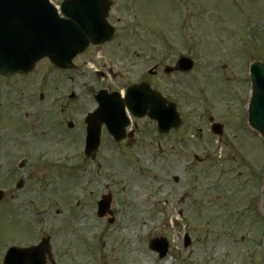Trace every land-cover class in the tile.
<instances>
[{
    "label": "rangeland",
    "instance_id": "rangeland-1",
    "mask_svg": "<svg viewBox=\"0 0 264 264\" xmlns=\"http://www.w3.org/2000/svg\"><path fill=\"white\" fill-rule=\"evenodd\" d=\"M129 4H133L132 0ZM129 4L122 10L120 2L115 8L118 15H123L121 28L132 24ZM148 7L149 17L142 14L141 23L125 30L133 28L135 32L150 34L152 50L147 56L156 58L166 52L162 44L164 32L170 37L167 47H174L167 50V58L179 54L177 45L180 52L193 54L196 67L183 78L182 84L184 112L195 121L207 108L215 118L224 121L229 136L239 137L228 148L231 159L226 156L225 147H215L213 138L209 139L211 136L204 132L207 139L202 142L207 148L200 141L196 150L200 157H205L204 162L194 166L190 155L187 165L178 159L177 168H168V162L156 152L157 137H146L154 141L146 146L142 139L141 147L125 150L123 155L113 151L103 154L108 163L102 168L94 162L98 158L76 163V154H71L72 160L66 162L64 153H56L54 133L50 134L44 124L52 128L51 119L60 105L51 100L50 93L44 102L35 103L37 91H49L45 84L49 70L39 68L31 77L0 76V188L7 191L0 201V259L9 245H30L50 234L56 264H167L171 260L177 264L262 263L264 140L254 139L249 129L242 130L241 135L232 121L240 123V116L244 120L248 64L252 60L264 61V0H151ZM129 37L131 41L132 36ZM128 45L126 41L124 46ZM109 53L104 52L106 56L113 55ZM121 54H117L120 57L116 60L119 68H123L120 59L125 55ZM150 62L143 56L134 59L135 74L128 81L137 79L138 70ZM195 85L198 92H194ZM201 88L210 93L206 101ZM191 96L195 97L193 103H189ZM194 103L196 108H192ZM42 150L53 151L54 156H43L40 162L38 153ZM21 158L24 164L20 168ZM114 163L119 166H111ZM167 172H176L183 178L182 193L197 175L195 197L199 201L187 199L185 205V196L182 200L186 209H191L185 224L196 238L198 255L188 257L190 250H183L180 257L177 245L176 256L158 260L147 246L150 236L162 235L169 229L171 238L177 237L171 231V222L161 225L167 205L164 194L175 189L171 179L163 187ZM20 176L23 185L17 190L14 183ZM106 186L115 190L113 224L97 218L94 206L87 204L94 202L93 194ZM209 195L211 199L207 200ZM217 195L219 199L215 198ZM145 196H149V201ZM168 200L171 210V203L178 200L175 195ZM198 207L209 212L198 215ZM206 238L209 245L205 244Z\"/></svg>",
    "mask_w": 264,
    "mask_h": 264
},
{
    "label": "flooded vegetation",
    "instance_id": "flooded-vegetation-1",
    "mask_svg": "<svg viewBox=\"0 0 264 264\" xmlns=\"http://www.w3.org/2000/svg\"><path fill=\"white\" fill-rule=\"evenodd\" d=\"M60 2L61 0H54V3L59 4ZM117 12V10L113 11L111 9L108 14V20L113 24H119L121 22V18L117 15ZM137 20L140 19H135V21L139 23ZM129 36H132L131 41ZM127 37L128 39L126 41H128L129 45L124 46ZM150 44V34L135 32L132 29L128 34L119 33L114 41L111 40L100 46L89 45L84 53L75 56L71 67L62 69L63 67H57L52 63L48 65V68H50L48 81L46 83L44 81L42 82L49 85V91L47 92L51 94V100L55 103L58 102L60 105V114H56L57 117L52 127L61 135L60 141L64 142L62 150L65 153L71 151L74 153H82V159L92 160L91 162H93L95 158H98L94 162L97 164L98 168H102L108 163V157L103 154L111 151L114 153L117 151L124 152L128 149L132 150V148L136 146L141 147L142 144L140 143L142 139L145 141L144 145L146 146L147 143L154 142L153 140H146V137L149 139L157 137L155 141L156 152L162 154L165 158V162H168V168H177L178 159H182V162L187 165L190 155L193 159H196L194 162H190L191 166L203 162V158L197 156L198 151L196 152V150H198L199 142L207 139L205 136L209 135V133H211V135L213 134L210 130L212 116L210 113L205 112V114L199 115L198 119L193 121L191 120L193 117H189V114L184 112L182 104L183 78L191 73L194 66L192 69L184 71L182 68L178 67L177 56L179 54L167 58L170 57L167 50H174V47H167V41L162 42L166 52H162L156 58L147 56V53L152 50ZM111 48L114 50L121 49L122 53L125 54L124 56L122 54V56L129 58V65L131 66H134L132 63L134 59L142 56L147 58V61H152L153 63L150 62L152 65L138 70L139 74L136 77V81H128L132 78V75L135 74L133 69L135 70L136 68H110V61L104 53H101L98 58H96V54L99 51L101 52L104 50L105 52H109ZM101 55H104V59L100 58ZM90 62L93 63L94 68H88ZM167 66L171 68H167ZM109 80L111 83H109ZM159 81H163V83ZM133 82L134 84L139 82L147 83L150 88L160 93L165 105L173 103L175 105V110L179 113L180 123L175 126L176 122H171V124H169L171 127L166 133L157 134L155 130L156 123L148 116L135 118L132 114L128 113V121L122 130L119 127L122 123L119 122L117 124L120 129L119 136L117 137L118 139H115L108 132L103 122L97 124L96 127L99 130V138L94 141L97 147H93L92 145L89 149V145L86 144L89 123L86 122L85 118L87 114L93 112L98 106L96 99L98 91L105 89L108 92L123 91L124 93L126 87L133 84ZM147 100L149 105L151 99L148 98ZM192 101L191 96L189 97V103H193ZM65 106H70V109L66 110ZM192 106L194 107V104H192ZM202 128H204V131ZM204 132H207V135H205ZM225 136L226 135H221L217 137L216 141L220 144L227 145L229 140H227ZM161 140L163 143H161ZM201 144L207 148L205 142ZM88 151L89 154L85 157L83 154ZM58 152L62 151L58 150ZM168 153L170 155L166 156L165 154ZM111 166H119V164L114 163ZM168 176L169 173L167 172L163 187L169 185ZM170 179L174 181L175 189H171L169 195L173 196L178 194L177 210L182 213L183 193L180 192L183 189V185L180 180L183 178L177 177L176 179L172 175ZM105 188L106 191H110L111 189L113 195L115 194V190L112 187L106 186ZM102 193L103 190L100 192V195ZM197 214L201 215L200 210H197ZM195 243V237H192L191 246ZM194 249H196V247Z\"/></svg>",
    "mask_w": 264,
    "mask_h": 264
},
{
    "label": "water",
    "instance_id": "water-1",
    "mask_svg": "<svg viewBox=\"0 0 264 264\" xmlns=\"http://www.w3.org/2000/svg\"><path fill=\"white\" fill-rule=\"evenodd\" d=\"M0 1L4 4L0 3V73L3 75L29 71L40 57L51 56V48L55 44L62 46L72 43L68 28L79 32L78 24L44 22L41 7L33 3L34 0ZM104 32V28L99 26L97 38L103 37ZM251 71L253 90L249 105L250 123L264 137V65L254 63ZM2 193L0 191V198ZM105 206L106 203H102V210ZM152 247L161 249L165 244L162 239H155ZM50 256L48 238H44L35 246L9 248L3 264H45L46 258Z\"/></svg>",
    "mask_w": 264,
    "mask_h": 264
}]
</instances>
